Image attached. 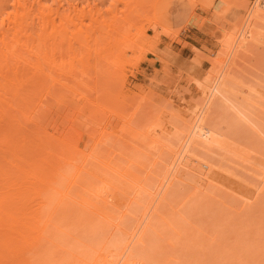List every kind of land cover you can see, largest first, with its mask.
I'll return each instance as SVG.
<instances>
[{"label":"rangeland","instance_id":"1","mask_svg":"<svg viewBox=\"0 0 264 264\" xmlns=\"http://www.w3.org/2000/svg\"><path fill=\"white\" fill-rule=\"evenodd\" d=\"M59 1L81 8L88 0ZM94 1L101 11L102 24L94 29L96 24L87 13L86 18L77 19L81 22L76 20L74 24L73 20L68 52L71 58L74 51L85 46L96 43L101 48L100 54L89 55L91 79L87 78L92 84L87 82V88L92 89V94L79 85L78 92L85 90L86 96L70 89L61 102L46 96L42 114L44 121L53 119L42 121L46 131L63 136L68 143L76 139L73 133L81 131L79 139L82 138L76 144L82 151L76 153L70 172L86 158L88 172L80 175L82 186L72 188L71 196L78 202L66 198L56 208L55 221L60 230L53 228L51 235L64 250L51 247L39 253L42 258H36L33 264H103L99 252L108 253L107 259L112 254L115 259L129 248L143 256L145 264H264V11L257 15L256 25L247 30L249 34L240 51L243 59H238L236 66L227 63L232 67L224 85L229 100L213 97L201 128L192 130L185 166L177 170L167 195L156 197L147 215L140 244L134 245L133 240L125 249L134 222L173 160L167 147H152L150 138L159 135L172 147L183 132L190 130L187 121L202 100L193 80H202L219 70L217 60L223 54L224 38L232 34L239 37L243 9L237 5L243 1L248 6L253 0H181L178 17L168 32L163 30L168 11L164 6L156 7V0H145L131 11V0ZM80 27L87 32L79 35ZM154 38L157 45L151 52ZM78 73L75 80H70H83L84 74L82 77ZM93 81L104 89L103 93L99 89L101 96L97 98L103 97L105 104L101 106L105 109L94 97L95 91V96L99 93L94 91L97 86ZM131 122L142 128L153 122L161 129L149 133L150 141L142 140L127 128ZM68 126L78 130L74 132ZM62 132H70L71 138ZM118 135L124 137L123 141ZM99 136L100 143L96 142ZM125 137L127 141L132 139L131 145L126 144ZM88 151L94 155L86 156ZM106 157L113 168L125 172L129 181L98 163ZM71 176L65 179L66 184ZM102 181L111 187L107 203L93 196ZM133 182L140 184L138 190ZM107 261L105 264L111 263Z\"/></svg>","mask_w":264,"mask_h":264},{"label":"bare ground","instance_id":"2","mask_svg":"<svg viewBox=\"0 0 264 264\" xmlns=\"http://www.w3.org/2000/svg\"><path fill=\"white\" fill-rule=\"evenodd\" d=\"M88 1L87 3L85 1L86 5H82L80 8L77 7L78 5H75V3L70 7V4H65L67 1L63 4L59 0H0V264H33L36 258H42V256H39L40 254L46 252L47 249L51 247L64 250V247L59 246L51 235L53 228L59 229V224L55 221L57 213L56 208L62 203L61 201L66 198H69L70 201L73 200L72 202L77 201L71 196L72 188H74L73 186L75 185H77V187L82 186L79 178L82 173L88 172L86 169L88 158L83 160L75 171L70 172V167H73L76 162V153L79 154L82 151L79 150L80 147L78 148L76 144V141L80 137L79 132L81 131L76 132L78 128L76 130L74 127H67L69 129L73 128L74 132H76V134H72L76 136V139L73 141L71 134H69L70 132H62L65 135L69 134V139L71 138V140L67 138L69 143L75 141V145L74 143L69 144L63 136H55L51 131H46L42 123L47 121L49 117L44 121L42 119L45 117H43L42 114L44 113V98H46V96L54 97V100L57 99V102H61L64 98V94L67 93L69 89L71 92L74 90V92L77 93L79 90L81 91L79 85L87 88V82L92 84V80H88L89 78L91 79L88 71L91 63L89 55L92 52H94L93 55L95 53H97L95 55L100 54V51L102 52L101 48L95 43L92 46H85L79 52L74 51V55L71 58L68 55L70 51L69 27L72 25L71 23L73 20L75 22L87 13L90 21L96 24L94 29H98L99 25L102 24L103 19L102 21L99 20L101 17L100 9L96 7L94 0L91 1L93 2L92 4L90 3L91 5ZM98 1L100 2V0ZM130 2L133 4L129 9L131 11L136 6H139L141 2H145V0H131ZM173 2L177 3L174 5ZM181 2V0L180 2L177 0H156V7L164 6V10L166 12L168 11V14L165 15L167 26L163 29L164 32L173 29L172 26L178 17L177 12ZM112 3L113 2H111V4ZM172 5H174V7H172ZM246 5L243 1L237 5L244 10H242V18L240 16L241 19H239L241 21L238 34L239 37H234L233 34V36H227L229 33L226 34L227 38L224 36L225 38L221 46V49L224 48L221 50L223 54H221L222 56L217 60L221 64L219 70L209 75L207 74L202 80L201 78H194V80L192 78L194 86L200 90L202 100L198 103L194 113L189 116L190 119L187 123L190 130L183 132L177 145L172 147L167 146L159 135L156 136L157 138H150L153 144L152 147L156 145L167 147L173 156V160L168 166L165 175L160 178L156 189L154 188L150 193L151 199L147 204H144L140 217L134 222L133 229L125 240V249L128 248L133 240L134 245H138L137 243H139L140 239L142 240L145 230L144 223L153 207L156 197L160 195L161 198H164V196L167 195L169 183L174 178L177 170L185 166L193 136L192 130L194 128L197 130L201 128L203 121L208 115L207 108L212 103L213 97H218L226 101L229 100L224 85L232 67L227 63L230 64L231 62L236 66V64H238V59H243L240 55V51L244 47L245 36L247 37L249 34L247 30L251 25H256V21L258 20L257 15H261V12L264 11V0H253L250 5ZM155 9L158 10V8ZM156 17L158 18L159 15L156 14ZM80 20L77 21L79 22ZM77 21L74 24L78 23ZM104 21H106V19ZM153 23L154 22L151 24L153 25ZM162 24L163 23H161V25ZM164 25L166 24H163V26ZM79 26L81 25L79 24ZM225 27L224 29H226ZM234 30L236 36V29L234 28ZM77 32L79 35H82L85 34L87 30H83L80 27ZM150 45V51L154 52L153 49L157 45V39ZM94 64L93 62V67H95ZM75 70H79L78 72H80V74L82 73L81 76L84 74L83 76L86 78L82 76L83 80L80 78V80L77 79V81L74 82L73 80H75V77L79 74ZM74 75L76 76L74 77ZM87 75L89 78H87ZM70 77L74 79L71 81ZM84 79L86 82L83 83V81H85ZM93 82L94 84L96 83L95 81ZM75 85H77V87ZM96 86V89L93 86L94 91L98 90L97 92L99 93L100 89V93L104 92V89L98 88V83L95 84V87ZM67 89L68 91H66ZM83 91L78 92V94L86 96L85 93L92 91V89H89V91L85 93ZM100 93L95 96V91L94 97L97 98L98 95V97H100ZM98 99L99 98H97V100ZM102 99H99L101 103L98 102L99 100H94L98 102L100 107L105 109V107H103L105 104L103 102L104 99ZM95 102L92 103L99 109L98 104ZM80 104L84 105V103ZM102 104L103 106H101ZM63 105L65 106V104ZM95 105L93 107L96 108ZM102 108H100V111L103 110ZM80 109L77 110L80 112ZM88 111L89 110H87V112ZM85 115H87V113ZM93 117L95 118V116ZM151 123L152 124H148L144 128L138 127L133 123L128 124L129 127L126 125V127L129 128L130 131L137 133L141 137L140 139L143 140L149 137L151 131L155 130L156 132L157 129H161L159 124ZM103 124L105 123L103 122ZM86 127L87 126H85V128ZM53 130L55 129L53 128L52 131ZM128 133L129 132L126 134ZM101 136H103V134H101ZM86 137L88 138V136ZM119 138L120 140L124 139L123 136L118 135V139ZM99 139L102 141V137L99 136L98 139L96 137V142H99ZM126 139L125 137L124 141L126 144H130L129 141H132V139H128V141ZM146 140H149V138ZM69 147L71 149H69ZM94 151H96V148ZM87 153L86 156L89 157V155H94L93 153L96 152L91 153L88 151ZM109 153L112 154V152ZM113 153L115 154L116 151H113ZM94 157L95 156H93V158ZM109 157L108 155V159ZM98 160H100V158ZM110 161L111 159L107 160L106 157V159L100 160L98 163L106 167L105 169H109L112 172L113 170L114 172H119L124 180L129 181L125 172L113 168ZM67 167H69V170ZM70 175L72 176L66 184L65 179ZM133 183L136 186V190H138L140 184L136 182ZM110 190V185L102 181L93 192V196L101 202L107 203ZM89 212L96 214L92 209H89ZM110 223L113 227L117 226L113 221H110ZM125 251L126 250H123L121 253H118L115 259L112 258V254H109L111 257L107 259L108 253L104 254L102 252H99V257L103 260V264H105V262L109 263L107 261L109 259L111 262L110 264L146 263L143 256L136 254V251L133 252V248H129L127 252ZM78 261L82 262L83 260L78 258Z\"/></svg>","mask_w":264,"mask_h":264}]
</instances>
